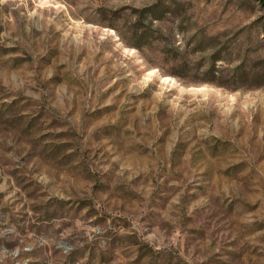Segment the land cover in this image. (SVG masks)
Returning <instances> with one entry per match:
<instances>
[{
    "label": "rangeland",
    "instance_id": "1",
    "mask_svg": "<svg viewBox=\"0 0 264 264\" xmlns=\"http://www.w3.org/2000/svg\"><path fill=\"white\" fill-rule=\"evenodd\" d=\"M263 72L258 0H0V264H264Z\"/></svg>",
    "mask_w": 264,
    "mask_h": 264
},
{
    "label": "trees",
    "instance_id": "2",
    "mask_svg": "<svg viewBox=\"0 0 264 264\" xmlns=\"http://www.w3.org/2000/svg\"><path fill=\"white\" fill-rule=\"evenodd\" d=\"M259 4L261 6V9L264 13V0H258ZM245 62H242L235 70L236 76H239V79L242 80H246L247 76H246V70H245ZM212 73H214V71H211ZM216 74V73H214ZM261 77L264 79V72L260 74ZM261 80V79H260Z\"/></svg>",
    "mask_w": 264,
    "mask_h": 264
}]
</instances>
